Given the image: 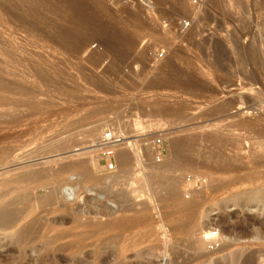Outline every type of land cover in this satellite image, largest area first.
Instances as JSON below:
<instances>
[{
	"label": "rangeland",
	"instance_id": "rangeland-1",
	"mask_svg": "<svg viewBox=\"0 0 264 264\" xmlns=\"http://www.w3.org/2000/svg\"><path fill=\"white\" fill-rule=\"evenodd\" d=\"M263 2L0 0V205L10 179L30 173L16 186L29 202L21 209L46 228L58 220L48 235H66L57 245L102 251L125 227L121 242L138 247L129 260L152 247L158 264L250 252L264 264V211L247 201L264 205ZM105 129L124 134L116 152L130 154L128 166L100 160ZM112 175L126 177L128 199L101 183ZM164 176L178 181V202ZM194 239L207 243L202 255ZM9 249L10 230L0 231V264Z\"/></svg>",
	"mask_w": 264,
	"mask_h": 264
},
{
	"label": "bare ground",
	"instance_id": "bare-ground-1",
	"mask_svg": "<svg viewBox=\"0 0 264 264\" xmlns=\"http://www.w3.org/2000/svg\"><path fill=\"white\" fill-rule=\"evenodd\" d=\"M262 5H263L262 7L264 8V2L262 3ZM125 42H128V41H125ZM215 48H216V54L220 55L222 53L220 46H217ZM180 146H182L181 143L174 144V147H176V150H177L176 158H175L176 162H178L183 157L179 149ZM130 157H131L130 154H128L125 150L116 152L115 159H116L118 167L128 166L131 162ZM174 164H171V165H174ZM77 166L80 167L81 169H86V165L84 164V162L79 163ZM175 166L176 165H174V167ZM70 167H71V164H69L67 168H70ZM170 168H165V169H170ZM116 174H118V170ZM123 175H114V176L112 175V176L101 177L100 181L101 183L103 182L102 184H104L107 187V189L110 190L112 193L117 194V196L122 197V199H126L124 197L125 190L123 188H125V185L127 184L126 183L127 179ZM161 175L159 177H161ZM32 179L33 177L31 178L30 173L26 175H21L20 177H17L15 179H10V200H6L2 202V204L0 205V231L6 232L10 230V249L8 250L10 252V255H8V253L5 254L7 257L10 256V264H158L155 262L152 263L151 261V256H152V251H153V249H151L152 247L150 248V250L145 249V251L144 250L137 251L135 255L133 256L132 260L128 259L129 257L128 253L132 252V250L134 251V249L138 247H137V244L132 245L129 242L128 243L121 242V237H122L121 235L126 232L125 227L123 228L125 230H121L117 232V234L110 235L109 237H107L105 241V247L104 249H102V251L99 250V248H95V250L91 252L89 251V253L88 252L83 253V249H85L84 248L85 246L82 245L83 242L82 244H79V243L77 244L78 241L77 242L74 241L75 242L74 246H71V244L65 247L57 245V242L60 241L61 239H64L66 235H63L62 233L59 235L56 233V235H52L49 237L48 235L54 230V226L59 223L58 220L57 221L53 220V223L49 227L46 228L44 221H42L38 215H37L38 217L34 216V214L32 213V210H30L29 207L26 211H22L23 208L21 206L29 202H28V198H26V195L24 194V189L17 188L16 186H18V184L20 183H24L27 185L28 182L32 181ZM159 182H161V187L164 186L166 183V187L164 189L167 194V198L178 202L179 194H180L178 190L180 189L178 188V184H179L178 181L176 180L169 181L164 176V178L159 179ZM57 194L58 192L51 191V193L49 194L50 201H54ZM127 199H128V196H127ZM252 199L253 198L249 197V199L247 200L248 203H252L257 209L264 211V205L257 206L258 204L257 205L254 204L256 201L253 199L255 201L253 202ZM257 203H260L261 205V204H264V201L262 199L261 200L258 199ZM46 204L44 203V205ZM183 209L185 211L193 212L194 207L193 205L192 206L184 205ZM232 230H234V227H230L228 225L224 227V231L227 234L232 235L231 234ZM262 233L263 232H260V231L251 232V234H257L259 236ZM77 240L79 239L77 238ZM206 244L207 243H204V241L202 242V239L201 240L194 239L193 241L191 240L188 246L193 247V249H195L193 250L194 252L195 251L200 252L198 254H201V251L204 250ZM184 245L186 246V244ZM185 246L182 245L179 248L177 247L178 248L177 251L175 252L174 250L175 254L179 255L180 253H182L183 250H185V248L187 249V246L186 247ZM115 247L116 248L120 247V253L116 254L115 256L117 261L115 262H113L112 260L109 261L110 257L112 256V250L115 249ZM255 260H256V255L253 252H250L248 254H238V255L231 254L229 255V257L223 259V261L218 264H255Z\"/></svg>",
	"mask_w": 264,
	"mask_h": 264
},
{
	"label": "built area",
	"instance_id": "built-area-1",
	"mask_svg": "<svg viewBox=\"0 0 264 264\" xmlns=\"http://www.w3.org/2000/svg\"><path fill=\"white\" fill-rule=\"evenodd\" d=\"M198 0H194V3L196 4ZM188 23L183 22L180 27H187ZM159 58H162L163 54L160 53ZM125 136L122 133H116L113 131V129H105L100 134L97 145L100 147V150H98V156L101 161H104L109 169H113L115 165L114 160V154L116 152V149L120 143L124 140ZM164 142L161 137H156L152 141V147L155 153L158 154L159 157H161L163 151H164ZM215 234V233H214Z\"/></svg>",
	"mask_w": 264,
	"mask_h": 264
}]
</instances>
